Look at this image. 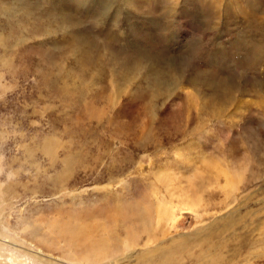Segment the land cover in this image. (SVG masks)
<instances>
[{
  "label": "rangeland",
  "instance_id": "rangeland-1",
  "mask_svg": "<svg viewBox=\"0 0 264 264\" xmlns=\"http://www.w3.org/2000/svg\"><path fill=\"white\" fill-rule=\"evenodd\" d=\"M169 171L195 174L201 203L152 230ZM0 192L9 243L55 264L94 259L113 229L121 264L178 240V264H264V0H0ZM11 247L3 264H43Z\"/></svg>",
  "mask_w": 264,
  "mask_h": 264
},
{
  "label": "bare ground",
  "instance_id": "bare-ground-1",
  "mask_svg": "<svg viewBox=\"0 0 264 264\" xmlns=\"http://www.w3.org/2000/svg\"><path fill=\"white\" fill-rule=\"evenodd\" d=\"M108 5V4H107ZM115 9V8H114ZM8 11V9H7ZM9 12V11H8ZM107 18V17H106ZM105 19V18H104ZM119 19V18H118ZM27 20V19H26ZM207 23L209 24V28L208 30L213 31V28L211 27V25L213 26L212 20H208ZM101 25V24H100ZM104 26V25H103ZM167 35V34H166ZM145 41V40H144ZM88 44V43H87ZM155 45V44H154ZM141 49V48H140ZM74 51V50H73ZM77 51V50H76ZM79 51V50H78ZM88 51V50H87ZM168 51V50H167ZM101 52V51H100ZM104 52V51H103ZM73 53V52H72ZM138 53V52H137ZM89 54V53H88ZM139 54V53H138ZM146 54V53H145ZM142 54V55H145ZM159 56V55H158ZM106 57V56H105ZM104 57V59H106ZM78 58V57H77ZM103 58V56L101 57ZM137 58V57H136ZM79 59V58H78ZM82 59V58H81ZM109 60V59H108ZM136 60V59H134ZM149 60V59H148ZM104 61V60H103ZM113 61V60H112ZM116 61V60H115ZM137 61V60H136ZM142 61V60H140ZM121 62V61H120ZM131 62V61H130ZM146 62V61H145ZM171 62V61H170ZM173 62V61H172ZM91 63V62H90ZM111 63V62H109ZM123 63V62H122ZM134 63V62H133ZM137 63V62H136ZM107 64V63H106ZM117 64V62H116ZM119 64V63H118ZM152 64V63H151ZM112 65V64H111ZM117 66V65H116ZM132 66V65H131ZM145 66V65H144ZM135 67V63L134 66ZM142 67V66H140ZM98 68V67H97ZM136 68V67H135ZM137 68H139L137 66ZM101 68H99L100 70ZM123 69V68H122ZM144 69V67H143ZM127 70L129 71V69L127 68ZM146 70V68H145ZM110 71V70H109ZM119 71V70H118ZM131 71V70H130ZM129 71V73H130ZM132 72V71H131ZM134 72V71H133ZM139 72V71H138ZM136 72V73H138ZM151 72V71H150ZM112 74V76H111ZM127 74V73H126ZM140 74V73H139ZM138 74V75H139ZM142 74V73H141ZM109 78H110V83L112 84V91H113V96L114 95H120L123 93V91H121L120 89V80L119 78L116 76V74L114 72H110L109 73ZM126 76V75H125ZM134 76V74H133ZM140 76V75H139ZM142 76V75H141ZM136 77V76H135ZM134 77V78H135ZM138 77V76H137ZM132 78V77H131ZM132 78V79H134ZM140 78V77H139ZM138 78V79H139ZM162 78V77H161ZM142 79V78H141ZM135 80V79H134ZM44 81V80H43ZM136 81V80H135ZM142 81V80H141ZM145 81V80H143ZM148 81V80H147ZM121 82L127 83L128 85L131 84L130 80H124ZM161 84V83H160ZM127 85V87H128ZM131 86V85H130ZM138 86V85H137ZM164 86V85H163ZM171 86V85H169ZM129 89V88H128ZM151 89V88H150ZM164 89V88H163ZM163 89L160 88V85H158L157 90L152 92V96L150 97L147 106L146 104L144 105L145 108V113L147 114V120L145 121V123H149L151 121H154V115L153 113H155V108H156V104H155V100L157 98L160 97V95H162L161 93L163 92ZM125 91V90H124ZM167 91V92H166ZM165 92L166 93H170L171 89L168 88ZM127 94V93H126ZM150 94V93H149ZM111 96V97H113ZM117 98V97H116ZM111 99V98H110ZM113 99V98H112ZM119 99V98H118ZM119 105V103H117L115 100H109V107L108 108H115ZM146 106V107H145ZM113 108V109H114ZM111 110V109H110ZM157 114V113H156ZM150 124V123H149ZM122 128L124 129H129L131 128V125H129L128 123H124V125L122 126ZM47 140V139H46ZM52 141V139L50 140ZM50 143V142H49ZM51 144H47L48 147H46V151L49 150V154L51 153V148L50 147ZM48 153V152H47ZM52 156V155H51ZM68 158V157H67ZM70 159V157H69ZM72 160V159H71ZM70 160V161H71ZM71 162L68 161V159H65L61 162L62 167L64 168V171L67 170L69 167H71L70 165ZM72 169V167H71ZM71 169H69L71 171ZM187 169V168H186ZM68 170V171H69ZM66 171V173L68 172ZM65 173V172H64ZM183 174V173H181ZM61 175H65L62 173H58V176ZM163 179L161 181V183L167 188L165 193L160 189H153L152 192L149 193L147 200L145 202V207H144V213H143V217L144 220H146V224L145 225H149L152 224V230H156L158 228H160L162 225L163 226H167L169 225L171 228L175 227L178 222L181 219V215H182V211L185 209H189L190 211L193 210H197V207H199V204L201 203V198H200V190L197 189L196 190V181L197 178L194 175H190L188 174L187 176H183V175H179V173L177 172H165L163 175ZM65 178V177H64ZM53 181L56 183H61L62 180L61 178H56L52 177ZM126 183V182H125ZM162 185V186H163ZM160 186V185H159ZM227 186V185H226ZM165 187H161V188H165ZM204 191V190H203ZM2 192V191H1ZM0 192V193H1ZM106 192V191H105ZM3 193L5 194V192L3 191ZM79 193V192H78ZM204 195V193H202ZM204 199V198H203ZM201 208V206H200ZM199 208V209H200ZM194 212V211H193ZM2 213V212H1ZM125 214V213H124ZM1 216V215H0ZM108 218V217H107ZM123 219V218H121ZM127 219V218H125ZM111 220V219H108ZM116 221V220H115ZM5 225V223H4ZM117 226V228L119 227L117 224H115ZM84 227V231H79L80 232V237L83 238L84 234L88 237H91V234H89L88 232L86 233L87 230V226H83ZM95 227V226H94ZM148 227V226H147ZM104 227L102 226H97L95 227L94 231H98L102 229L103 230ZM167 228V227H166ZM162 229V228H161ZM80 230V229H79ZM76 231V230H75ZM133 231V230H132ZM147 231V229H146ZM77 232V231H76ZM75 232V235H76ZM79 232L77 233L79 235ZM116 230L113 229V231L111 232V234L108 236V238H102L99 242H95L96 247L99 249L98 251L100 252L97 256H95L94 259H86V258H82L79 259L76 256L73 255L72 251H68L66 252V254L64 255V259L69 260L71 263L73 264H121L122 260L119 255L118 252L119 250H117L116 254H114L113 252L110 251L109 246L114 244L116 242V239L118 237V240H120L121 242V237L118 236V234H116ZM0 234H2V239L0 238V257L4 259V262H6L7 260L9 261L10 259L13 260L15 263L20 261L19 258H17L16 256H11L10 255H4V248L12 246L13 248H15L14 250L18 251L22 256H30V258H33L35 260H39L40 262H42L43 264H55L53 262H51V260H49L48 258H44L43 255L40 254L41 250H36V251H28L25 246L21 245H14V244H10L9 242H16L14 239L11 238L10 235V231L5 228V226H2V229L0 230ZM73 236L74 233H72ZM6 235V236H5ZM101 235V234H100ZM150 234L148 233V237ZM72 236V237H73ZM85 236V237H86ZM77 236L73 237L74 239H81V238H76ZM155 237V236H154ZM4 238V239H3ZM151 238V237H150ZM5 240V241H3ZM8 242H7V241ZM150 240V239H149ZM147 242L146 245L150 244L151 241ZM154 242V239L153 241ZM175 242V241H174ZM174 246L176 247V250H168L165 254L163 253V249L164 248H160L159 250H154L152 251L150 254H148V258H145L146 260V264H178L179 260L175 257V252L177 250H183L186 248L187 244L185 242H183L182 240H178L174 243ZM11 247V248H12ZM121 247L123 248V253L131 248V238L129 237L128 239L123 240ZM92 245H87L84 248H82V250H88L91 249ZM107 250L105 252H103L104 250ZM114 250V249H113ZM6 251V250H5ZM109 253H113L112 255H116L113 258H106L107 255ZM120 253V252H119ZM157 253L158 255H161L158 259H155V255ZM16 255V254H15ZM156 256V257H157ZM21 257V256H20ZM112 259V260H111ZM11 262V261H10ZM143 263V262H142ZM0 264H3V262H0ZM8 264V263H7Z\"/></svg>",
  "mask_w": 264,
  "mask_h": 264
}]
</instances>
